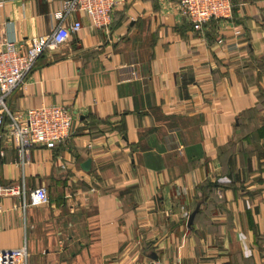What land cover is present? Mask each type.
<instances>
[{
  "label": "crops",
  "instance_id": "1",
  "mask_svg": "<svg viewBox=\"0 0 264 264\" xmlns=\"http://www.w3.org/2000/svg\"><path fill=\"white\" fill-rule=\"evenodd\" d=\"M62 1L0 0V43L24 53ZM114 1L106 32L71 14L82 29L6 100L13 114L65 107L72 128L24 160L0 140V186L18 192L0 198V250L25 246L27 264H264V0H232L230 20L197 33L180 0ZM38 187L48 203L24 209Z\"/></svg>",
  "mask_w": 264,
  "mask_h": 264
},
{
  "label": "built area",
  "instance_id": "2",
  "mask_svg": "<svg viewBox=\"0 0 264 264\" xmlns=\"http://www.w3.org/2000/svg\"><path fill=\"white\" fill-rule=\"evenodd\" d=\"M116 5L114 0H63L62 9L55 15L59 25L49 35L31 38L24 53L21 52L22 44L16 45L7 40L0 43V140L5 135L13 139L20 159H27L29 151L33 148L44 147L53 150L67 142L72 128L71 114L65 107L57 105H41L20 114H13L6 105L8 96L24 83L44 52L65 45L71 34H76L82 29L81 22L76 19L66 22L71 14L87 16L94 29L106 32L112 27ZM232 12V0L179 1L180 16L196 33L213 20H230ZM233 34L235 38L242 36L238 29ZM216 43L221 47L228 46L223 38L217 39ZM236 46V42L229 44L230 49ZM218 182L224 184L228 181L220 178ZM7 193L15 195L18 192L14 187L0 186V198ZM28 196L27 202L24 199L21 202L24 209L48 203L47 192L43 187L32 190ZM27 263L28 252L25 246L0 250V264Z\"/></svg>",
  "mask_w": 264,
  "mask_h": 264
},
{
  "label": "trees",
  "instance_id": "3",
  "mask_svg": "<svg viewBox=\"0 0 264 264\" xmlns=\"http://www.w3.org/2000/svg\"><path fill=\"white\" fill-rule=\"evenodd\" d=\"M223 186H222V184L220 185V184H214V183H211V182H207L205 185H203L202 187H199V192H201L200 193V197H204V196H206L205 194H206V191L207 190H216V189H218V188H222Z\"/></svg>",
  "mask_w": 264,
  "mask_h": 264
},
{
  "label": "water",
  "instance_id": "4",
  "mask_svg": "<svg viewBox=\"0 0 264 264\" xmlns=\"http://www.w3.org/2000/svg\"><path fill=\"white\" fill-rule=\"evenodd\" d=\"M88 164H89V161H86L83 165V168L87 167ZM198 209H199V206H197L194 209V211L189 214V217L187 220V227H190L192 225L194 218H195L196 214L198 213Z\"/></svg>",
  "mask_w": 264,
  "mask_h": 264
}]
</instances>
